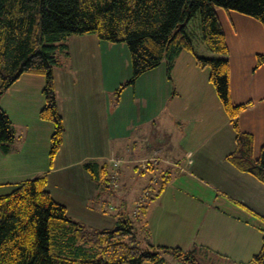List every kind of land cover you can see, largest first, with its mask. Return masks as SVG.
<instances>
[{"label": "crops", "instance_id": "obj_1", "mask_svg": "<svg viewBox=\"0 0 264 264\" xmlns=\"http://www.w3.org/2000/svg\"><path fill=\"white\" fill-rule=\"evenodd\" d=\"M240 31L260 35L261 44L253 45L241 38L231 44L240 59L245 56L250 61L253 76L249 79L243 71L238 84L234 85L239 88V96L231 86L230 51L227 55H218L229 59L231 101L253 100L251 106L238 114L237 120L241 130L252 134L254 153L264 143V80L254 87L257 91L252 90L258 81L257 70L264 68L263 63L253 69L256 53L264 55V27L256 25L253 31L241 27ZM234 33L239 36L238 29ZM65 43L64 55H72L63 56L64 63L69 65L63 69L61 57L53 68L56 104L64 131L61 146L51 161L48 149L52 125L38 116L43 105V76L22 73L0 96V105L15 131L7 150H0V194L11 191L21 180L44 174L47 189L55 200L65 205L69 216L92 227H104L112 225L121 212L109 204L105 193L110 184L108 158L122 159L120 165L126 177L131 174V168L139 169V159L159 157L157 163L139 169L148 170L150 177L157 176L155 187L161 175L169 179L164 189L148 201L136 240L140 244L150 241L183 248L205 245L209 247L207 253L225 262H248L261 245L259 227L264 228V184L238 170L225 158L234 148L233 131L227 117L220 120L221 102L216 94L214 97L206 90L204 96L203 86L196 77L198 66L193 55L182 50L169 75L165 63L142 73V79L133 82V93L136 94V83L150 76L158 81V84L154 81L150 84V99L146 97L142 104L124 106L111 116L114 109L109 110L108 92L111 90L104 66L113 63V57L109 56L113 44L93 33L70 35ZM227 43L229 46L231 42L227 40ZM215 54L203 51L204 56ZM162 81L164 88L159 86ZM118 117L121 126L117 124ZM108 122H115L114 132ZM223 129L226 131L222 136ZM222 137L228 140L225 147ZM80 145L87 147V152L81 156L77 154ZM88 160L96 161L98 166L106 162L107 170L97 171L92 178L83 166ZM73 168L77 171H71ZM184 174L185 178L196 176L199 182L204 181L198 192L185 186ZM178 181L183 184H177ZM124 182L123 187L128 189L130 185ZM148 196L142 203H147ZM138 213L134 208L133 214L139 216Z\"/></svg>", "mask_w": 264, "mask_h": 264}, {"label": "trees", "instance_id": "obj_2", "mask_svg": "<svg viewBox=\"0 0 264 264\" xmlns=\"http://www.w3.org/2000/svg\"><path fill=\"white\" fill-rule=\"evenodd\" d=\"M214 6L254 18L264 27V0H0V96L22 73L43 76V105L38 116L52 125L48 149L51 161L64 131L56 104L53 67L58 64L56 52H67L68 36L93 33L100 39L124 41L131 63L126 83L157 67L163 59L169 75L176 56L186 50L193 54L198 67L208 68V81L233 131L234 148L225 158L264 184V143L254 157L252 134L241 130L237 120L253 100L231 101L229 59L197 54L185 30L189 19L198 13L205 46L227 55L225 30ZM263 63L264 55L256 53L253 69ZM14 137L11 119L0 105V150L5 152ZM83 166L92 178L97 171L107 170L106 162L98 166L88 160ZM168 179L161 175L153 193L150 187L148 193L143 191L138 196L140 214ZM46 182L45 175L39 174L0 194V264H202L200 256L209 251V247L196 244L190 248L150 241L140 244L134 221L124 212L118 213L112 225L89 226L67 214ZM147 196V203H142ZM241 207L246 209L243 204ZM259 229L260 248L241 264H264V228ZM167 254L173 262L166 259Z\"/></svg>", "mask_w": 264, "mask_h": 264}, {"label": "rangeland", "instance_id": "obj_3", "mask_svg": "<svg viewBox=\"0 0 264 264\" xmlns=\"http://www.w3.org/2000/svg\"><path fill=\"white\" fill-rule=\"evenodd\" d=\"M214 8L216 10L219 21L221 22L224 30L226 31L227 40L229 41V43L231 42L229 45L230 46L229 56H230V62H231V82H232L231 86H233L234 94H236V96H239V94H240L239 88L235 87L234 85L238 84V79H240V76L243 73V71H244V74L247 78L250 79V77H253V76H252V70L250 67V61L248 59H246L245 56H243V58L240 59L237 56V53L235 52V49H233L231 44H232L233 40H235V39L237 41H241L240 40V38H241V39H245L246 41L252 42L253 45L257 44L259 46L261 44V40H260L261 36L260 35H256V33H248L247 34L245 32H241L240 30L242 27V29L253 31L255 26L260 25V24H258L259 22H257L256 20H253L251 17L243 15L239 12L234 11V10H228L227 11V10H225L219 6H214ZM241 17H243V19H246L245 20L246 22H243V19ZM235 29L239 30V33H238L239 36L238 37H236V33H234ZM185 30H186L188 36L190 37V40H191V43H192V46H193L195 52L199 55L204 56L203 51L204 50L209 51V50L205 46V44L203 43V41L200 37L198 13H195V15L189 19V21L186 24ZM101 40L104 42L113 44V48L110 50V54H109L110 57H113V59H112L113 63L112 64L108 63V65H105L104 66V70H105L104 72H105V77L108 80L107 85L110 87V90H111L110 92H108L109 110L112 111L114 109L113 112H110V115L114 116V115H116L114 113L116 112L118 114V111H122V108L124 106L133 105L135 103L142 104L145 102L144 98H146V97H149V99H150V96H149V94L151 92L150 84L152 81H154L156 84H158V81L155 78L152 79V77L149 76V78H147L146 80H141L142 82H137L136 83V94L134 95V93H133V88H134L133 82L135 83L136 79H138V81H139V79H142L141 77H143V76H140V77L138 76L137 78L134 79V81L132 83H126V81L129 80V78L131 76V63H130V56H129L127 44L124 41L112 42V41H108V40H104V39H101ZM259 40H260V42H259ZM244 47L242 48V50H243V52H246ZM56 53L58 54V62L60 61V59L63 58V56L64 57H71L72 56V55L65 56L66 53L64 51H59V52L57 51ZM215 56H219V55L215 54ZM238 58H239V60H238ZM163 63H164V59L162 60L160 65H163ZM56 65H54V67ZM68 65L69 64L67 62L64 63V58H63V65H62L63 69L68 67ZM197 72L198 73H197L196 77L200 79V83H201L200 86H203L202 89H203L204 96L207 95L206 90H208L215 97L214 89H213L212 85L209 84V81H208V68L207 67H204V68L198 67ZM255 77L258 79V81L253 86L252 90L257 91V89H254V87L257 86L258 82L263 83L264 68H263V70H257ZM250 81H252V80H250ZM115 83L117 85H116V87H113ZM132 85H133V87H132ZM159 86H160V88H164V82L162 81ZM177 88H179V87H177ZM3 97L5 98V96H3ZM136 98H137V101H136ZM217 106H219V104H217ZM220 117H221V119H220L221 121H223L227 117L224 110L222 109V106H221ZM118 119L120 121H117V124H119L121 126V118L118 117ZM114 123L115 122H112V123L108 122V124L110 125L109 129L111 130V132L115 131L114 126H113ZM222 131H223V133H221ZM222 131L220 132V134L223 136L225 134L226 129H223ZM225 141H227V142H225ZM227 144H228L227 138L222 137V146L225 147V146H227ZM68 148H69V146H67V149ZM85 152H87V147L85 145H80L78 148L77 154L79 156H81ZM117 153H119V151H117ZM257 154H258V149H256L254 151L253 156H257ZM3 155L4 154H1V156H3ZM77 167H79V166H77ZM80 167H83V166L80 165ZM122 168L123 167L120 165L119 169H118V179H117L118 185L113 186V185L109 184V186H107V188H106L107 190L105 191V193H106V195H108L106 197L109 200L108 201L109 204L115 206L117 211L119 210L121 212H124L125 214L129 215L133 219V221H134L133 223H134L135 231H136L135 234L138 235L139 233H141L139 226L144 223L143 222L144 220L142 218V214H140L139 216H135L133 214V209L134 208H135V210L138 209V202H140L139 198L136 196H139L146 188L147 189L150 187L154 188L155 183H153L152 177H150V172L148 170H144L143 172H141L137 168H136L137 170H134L133 168H131V174H129L128 176L125 177L123 175ZM71 171H77V170H76V168H73V170H71ZM70 174L74 175V173H70ZM185 176H186V174H184V178H185ZM199 176L201 178H204L201 175H199ZM66 178H68V175L66 176ZM125 178H127V181L124 182ZM195 178H196V176H187V178H185V180L187 181L186 182L187 184L185 186H188L191 189H195L198 192V190L201 189V183H203L204 181L199 182V180H196ZM181 179H183V178H181ZM204 180H205V178H204ZM123 182L128 183L130 185L128 189H127V187H123V185H122ZM177 184H183V183L178 181ZM66 185L67 184H65V186ZM150 185H152V186H150ZM197 192H195V193H197ZM120 202H121V204H120ZM120 208H121V210H120ZM216 257H218V256H214L210 253L204 252L200 256V262L202 264H232V263L225 262L222 259L220 260V258H216ZM166 259L171 260V257L167 254Z\"/></svg>", "mask_w": 264, "mask_h": 264}, {"label": "built area", "instance_id": "obj_4", "mask_svg": "<svg viewBox=\"0 0 264 264\" xmlns=\"http://www.w3.org/2000/svg\"><path fill=\"white\" fill-rule=\"evenodd\" d=\"M159 157H148V158H142L139 159L137 162V167L139 169H147L151 164H155L158 162ZM122 162V159L119 157H109L108 158V163L110 165V171H109V181L113 186L118 185L117 184V179H118V168L120 163ZM156 178L154 177L153 180H155ZM145 194L148 193L147 190L144 191Z\"/></svg>", "mask_w": 264, "mask_h": 264}]
</instances>
